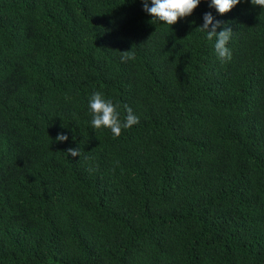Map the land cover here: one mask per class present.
I'll list each match as a JSON object with an SVG mask.
<instances>
[{
    "label": "trees",
    "instance_id": "1",
    "mask_svg": "<svg viewBox=\"0 0 264 264\" xmlns=\"http://www.w3.org/2000/svg\"><path fill=\"white\" fill-rule=\"evenodd\" d=\"M210 2L0 0V264H264V9ZM97 91L139 123L94 129Z\"/></svg>",
    "mask_w": 264,
    "mask_h": 264
},
{
    "label": "clouds",
    "instance_id": "2",
    "mask_svg": "<svg viewBox=\"0 0 264 264\" xmlns=\"http://www.w3.org/2000/svg\"><path fill=\"white\" fill-rule=\"evenodd\" d=\"M142 3L143 10L153 18L152 21H159L164 25L173 26L179 20L191 16L201 0H150L151 7H149V0H142ZM240 3L241 0H211L210 7L223 16ZM251 4L264 9V0H251ZM203 21V25L198 30L206 33L207 40L212 41L215 39V53L221 61H230L231 51L227 44L233 34L232 28L224 25L223 30L217 32V29L221 27V22L214 21V17L210 12L204 14ZM120 54L122 62L135 59V53L132 50L123 51ZM117 109L118 105H114L110 99L106 100L101 92H94L89 100V110L92 116L91 126L96 130L101 128L110 129L113 136L118 138L123 129L131 128L139 123V117L133 114L131 108H127V115L124 120H121ZM67 140L68 137L64 134H58L56 137L57 142ZM66 154L77 157L81 155V152L79 149L69 148Z\"/></svg>",
    "mask_w": 264,
    "mask_h": 264
}]
</instances>
